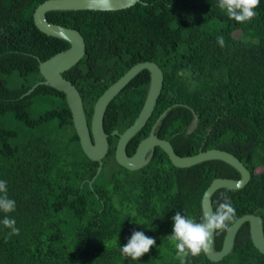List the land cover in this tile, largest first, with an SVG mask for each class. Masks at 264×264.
<instances>
[{
    "label": "trees",
    "instance_id": "16d2710c",
    "mask_svg": "<svg viewBox=\"0 0 264 264\" xmlns=\"http://www.w3.org/2000/svg\"><path fill=\"white\" fill-rule=\"evenodd\" d=\"M45 1L0 0V180L16 201L13 212L0 211V264H180L168 239L172 217L180 212L199 221L212 181L239 179L240 172L221 160L179 168L160 147L135 171L116 161L119 136L112 132L123 133L141 112L151 80L145 69L106 110L110 145L98 173L100 163L84 153L65 94L43 83L40 64L70 47L35 25L34 12ZM256 12L239 23L218 0H142L122 10L50 11L47 18L85 38V56L64 76L79 90L89 125L110 85L137 63L155 62L164 87L128 155L156 123L155 135L180 156L209 149L234 154L252 178L243 189H219L213 208L226 193L237 219L256 215L264 227V0ZM5 216L16 221L18 235H9ZM134 230L156 240L135 261L120 251ZM226 233L215 234L216 251ZM185 264H264V253L246 222L222 261L202 253Z\"/></svg>",
    "mask_w": 264,
    "mask_h": 264
},
{
    "label": "water",
    "instance_id": "95a60500",
    "mask_svg": "<svg viewBox=\"0 0 264 264\" xmlns=\"http://www.w3.org/2000/svg\"><path fill=\"white\" fill-rule=\"evenodd\" d=\"M139 2H142V0H108L107 3L104 0H46L40 4L34 12L35 25L43 33L61 38L70 44L68 49L57 53L40 64V72L45 79L43 83L65 94L82 149L89 159L100 163L99 173L102 170L103 159L108 154L110 145L108 141L109 134L104 129L106 110L114 98L141 71L148 70L151 78L150 87L141 112L135 122L123 133H119L118 130L112 132L113 135L119 136L115 152L116 161L128 170L135 171L150 161L146 159L149 152L153 154L155 148L160 147L167 153L172 164L179 168H189L209 160L226 162L240 172L241 177L239 179L219 177L212 181L203 195L202 209L204 211L205 207H207L214 210L212 198L219 189H243L252 178L251 171L234 154L221 149H209L206 151L200 150L195 155L180 156L175 152L168 140L155 135L154 130L157 123L152 128L149 136L138 144L135 153L131 156L127 153L129 142L147 125L162 93L165 77L163 70L158 64L152 61L137 63L115 83L110 85L95 104L91 125L88 123L83 99L79 90L72 81L64 76L66 71L77 65L85 56L86 41L82 33L78 30L50 22L47 18L48 12L68 10H122L130 8ZM164 115L162 114L160 118L164 117ZM205 194H207V199H205ZM246 222L250 224V237L253 244L264 253L263 220L259 216L248 214L238 218L234 226L231 227V231L226 233L223 246L219 251L214 249L215 235L213 236L212 251L210 254H206L208 259L213 262H220L229 256L233 249L236 235L240 227Z\"/></svg>",
    "mask_w": 264,
    "mask_h": 264
},
{
    "label": "clouds",
    "instance_id": "9594fccd",
    "mask_svg": "<svg viewBox=\"0 0 264 264\" xmlns=\"http://www.w3.org/2000/svg\"><path fill=\"white\" fill-rule=\"evenodd\" d=\"M104 2L107 3L108 0ZM260 2L261 0H218V7L226 12L230 19L239 23H247L258 15L256 9ZM217 43L221 47L225 46L223 35L217 37ZM205 199H207V194H205ZM221 200L222 202L218 203L214 210L205 207L199 221L191 216L181 215L180 212L172 217L173 232L168 239L174 243L176 258L180 260V264H185L189 256L210 254L213 236L220 232L231 231V227L237 222V211L231 198L226 193H221ZM15 208L16 201L7 195V181L0 180V211L11 213ZM2 222L6 228L11 229L9 235L19 234L14 219L5 216ZM154 245H156V240L153 237L145 235L143 231L134 230L120 251L123 256L135 261L149 253Z\"/></svg>",
    "mask_w": 264,
    "mask_h": 264
},
{
    "label": "flooded vegetation",
    "instance_id": "af4514ba",
    "mask_svg": "<svg viewBox=\"0 0 264 264\" xmlns=\"http://www.w3.org/2000/svg\"><path fill=\"white\" fill-rule=\"evenodd\" d=\"M152 156H153V154L149 152V153L147 154V156H146V159H147V160H150V159L152 158Z\"/></svg>",
    "mask_w": 264,
    "mask_h": 264
},
{
    "label": "rangeland",
    "instance_id": "374dc122",
    "mask_svg": "<svg viewBox=\"0 0 264 264\" xmlns=\"http://www.w3.org/2000/svg\"><path fill=\"white\" fill-rule=\"evenodd\" d=\"M238 34V33H237Z\"/></svg>",
    "mask_w": 264,
    "mask_h": 264
}]
</instances>
